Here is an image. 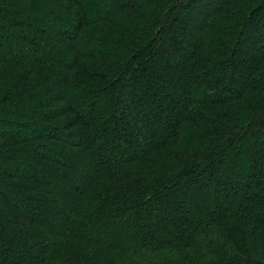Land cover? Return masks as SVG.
Listing matches in <instances>:
<instances>
[{
	"label": "trees",
	"instance_id": "1",
	"mask_svg": "<svg viewBox=\"0 0 264 264\" xmlns=\"http://www.w3.org/2000/svg\"><path fill=\"white\" fill-rule=\"evenodd\" d=\"M263 30L264 0H0V264H264Z\"/></svg>",
	"mask_w": 264,
	"mask_h": 264
},
{
	"label": "rangeland",
	"instance_id": "2",
	"mask_svg": "<svg viewBox=\"0 0 264 264\" xmlns=\"http://www.w3.org/2000/svg\"><path fill=\"white\" fill-rule=\"evenodd\" d=\"M39 17L37 16V19H38ZM198 24H199V22L196 20V19H194V20H188V21H186L185 22V24L184 25H186L187 27H189V28H191V27H194V26H198ZM62 27H69L70 25H68L67 23H64L63 25H61ZM34 34V33H33ZM263 35H264V30H263ZM34 36H35V34H34ZM10 45V44H9ZM45 46H43V48L46 50V51H48V52H52V47H54L55 48V43L53 44V43H48V44H44ZM9 55H11V54H13L14 52H15V47L14 46H12V45H10L9 46ZM58 53L55 51V49H54V55H57ZM14 55V54H13ZM194 97H195V95H194ZM122 126H123V124H122ZM26 133V132H25ZM74 139H76V137H74ZM256 146H258V145H260V144H258V142H256ZM60 148H58V149H56V150H54V152L52 153L53 155H54V157L56 156V157H58V158H62V160H65L66 159V152L65 151H60L59 150ZM67 160H68V158H67ZM84 176V175H83ZM45 177H47L46 176V174H45ZM48 178V177H47ZM84 178L80 175L77 179H75V183L76 184H81V183H84ZM54 182V181H53ZM67 188L68 187H63V188H61V189H64V191H66L67 190ZM69 195V193L68 192H66V193H64L63 194V196L64 197H62V198H56V200H57V203H58V207L59 208H61V206H64V207H66V205H65V202H68V201H66V199H67V196ZM65 199V200H64ZM64 211H66V209L64 210ZM62 222V221H61ZM37 253V255H35V254H33V253H31V256L32 257H30L31 258V260H32V262L30 261V264H36L37 262H38V257L37 256H39L40 255V252H36ZM26 256L28 257V254H26Z\"/></svg>",
	"mask_w": 264,
	"mask_h": 264
}]
</instances>
